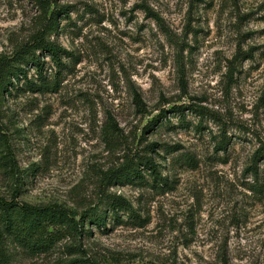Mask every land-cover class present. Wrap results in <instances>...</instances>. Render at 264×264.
I'll use <instances>...</instances> for the list:
<instances>
[{
	"label": "rangeland",
	"instance_id": "rangeland-1",
	"mask_svg": "<svg viewBox=\"0 0 264 264\" xmlns=\"http://www.w3.org/2000/svg\"><path fill=\"white\" fill-rule=\"evenodd\" d=\"M47 1L0 0V202L105 224L34 248L0 210V264H264V0Z\"/></svg>",
	"mask_w": 264,
	"mask_h": 264
},
{
	"label": "trees",
	"instance_id": "trees-1",
	"mask_svg": "<svg viewBox=\"0 0 264 264\" xmlns=\"http://www.w3.org/2000/svg\"><path fill=\"white\" fill-rule=\"evenodd\" d=\"M46 4V6L55 4V0H48ZM41 6L44 7V5ZM61 13H64L63 8H56V14L59 15ZM56 26V16L52 15L51 19H49V23L47 24L46 30H55ZM40 49L47 52V54L56 63H59V54L60 52H62V49H60V47L55 43H52L48 40H44L42 35H39L34 39L33 46L30 45L28 48L25 49V53L28 56L25 62H29L30 64L34 65L37 69H40L42 66V62L40 61L39 57L35 55V50ZM20 58V60H24L22 56ZM19 75H22V77L24 76V78H26L23 67H21L20 65H12L9 63V61H7V59L0 57V100L5 93H9V87L13 85L12 80H17ZM141 159L143 160H140L139 162L149 169L150 174H152L154 178H161L160 175H156L158 174L156 171V165L151 162L149 158L143 157ZM130 168L131 170H128L124 175L126 178L132 179L134 177H140L136 166H132ZM28 171L33 173L34 169L31 167ZM111 207L112 209L115 208L114 206ZM0 210L3 217L2 222L5 221L4 227L9 228L10 226V228H12L13 230L22 233L28 240H33L32 246L34 248H40V246L45 243V239H48L47 234H45V231L47 232V227L49 225L55 224L56 222L58 223L65 221L66 227L71 225H69V223H73V225H71V228L78 230L80 233L83 230L88 231L87 228L91 227L92 224L96 226H104L105 224L104 215H100L99 213L83 214L82 218H86L85 222L87 224L86 229H83L81 221L77 222V224L73 221L72 217L68 216L67 214H64L61 209L54 210L49 207H38L26 203L12 204L3 201L0 202ZM9 216H12L11 218H13V221L8 222V219H6V217ZM67 264H75V261H70Z\"/></svg>",
	"mask_w": 264,
	"mask_h": 264
}]
</instances>
